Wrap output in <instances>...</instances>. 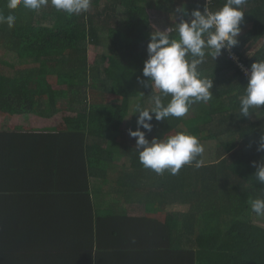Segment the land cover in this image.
I'll return each mask as SVG.
<instances>
[{
	"label": "trees",
	"instance_id": "trees-1",
	"mask_svg": "<svg viewBox=\"0 0 264 264\" xmlns=\"http://www.w3.org/2000/svg\"><path fill=\"white\" fill-rule=\"evenodd\" d=\"M226 2L209 0L208 8ZM205 3L92 0L88 13L68 16L50 3L13 11L0 0V12L16 16L13 28L0 24V47L22 61L12 76L0 72V175L13 174L17 184L3 194L11 189L0 182V264H264V225L249 204L264 198L252 166L264 157L255 150L264 107L243 117L239 102L245 72L264 60V0L243 8L238 45L200 65L213 99L184 117L153 120L147 134L214 142V162L158 175L143 167L128 135L137 128L135 105L148 107L159 94L138 83L150 34L175 26L177 8L190 14ZM1 64L9 65L0 56ZM45 150L54 155L43 162ZM93 180L102 181L99 197L105 182L113 184L97 207Z\"/></svg>",
	"mask_w": 264,
	"mask_h": 264
},
{
	"label": "clouds",
	"instance_id": "clouds-1",
	"mask_svg": "<svg viewBox=\"0 0 264 264\" xmlns=\"http://www.w3.org/2000/svg\"><path fill=\"white\" fill-rule=\"evenodd\" d=\"M49 3L68 16L88 13L92 7V0H7V8L38 11ZM208 3L206 0L203 11L197 8L190 14L183 7L177 8L179 22L175 26L150 34L148 58L142 72L146 79L138 78V83L150 88L151 93L158 91L159 94L151 95L148 107L135 105L137 128L135 131L129 129L128 135L136 140L140 163L158 175L165 171L177 175L185 165L200 168L204 164L205 149L197 137L180 132L149 140L147 134L154 129L153 120L161 122L170 117H184L194 104H207L213 99V80L204 77L199 67L207 55L217 60L238 45L245 16L243 8L248 0H227L214 12L209 10ZM15 22V15L5 16L0 12V24L13 28ZM173 32L178 34V39L173 38ZM245 74L248 84L239 98L240 113L249 117L254 110L264 107V60L253 63L250 72ZM168 97L170 100L165 103ZM248 147L251 149L253 145ZM255 150L264 153V135L255 142ZM252 166L256 168L253 175L256 181L264 185V157L259 163L253 161ZM249 204L254 214L264 217V198L252 199Z\"/></svg>",
	"mask_w": 264,
	"mask_h": 264
},
{
	"label": "rangeland",
	"instance_id": "rangeland-1",
	"mask_svg": "<svg viewBox=\"0 0 264 264\" xmlns=\"http://www.w3.org/2000/svg\"><path fill=\"white\" fill-rule=\"evenodd\" d=\"M91 51L95 52V53H100L99 50L91 47L90 49ZM0 56L2 57V59L7 62L9 65H0V72L8 75V76H12L15 72V68H19L21 67L20 65L22 64V61L12 52L10 51H5L0 47ZM26 66H30L31 67V63L27 64ZM69 105V104H68ZM66 114V116H71L73 115V112H66L64 113ZM198 114V111H192L190 113L191 117H195ZM44 129L48 128V125H43ZM126 142V141H125ZM204 146V154H203V160L204 163H210V162H214L215 161V152H216V144L214 142L210 143V142H205L203 143ZM112 182H105V188L108 189V194L113 190L112 188ZM103 187L102 181H99V185L98 188L101 190V188ZM99 190V192H100ZM133 207V206H132ZM134 207H136V209L134 211H136V214H141L143 212V208L142 206H137L134 205ZM138 207V208H137ZM178 208V207H177ZM254 221L256 222V224L258 225H264V217L258 216V217H253Z\"/></svg>",
	"mask_w": 264,
	"mask_h": 264
},
{
	"label": "crops",
	"instance_id": "crops-1",
	"mask_svg": "<svg viewBox=\"0 0 264 264\" xmlns=\"http://www.w3.org/2000/svg\"><path fill=\"white\" fill-rule=\"evenodd\" d=\"M39 127L43 128V125L42 126L41 125L38 126V128ZM10 138H11V144H10L9 152H10V156H12V154L14 152V149H15L14 147H16V141L15 140H16L17 136H16V134H11ZM45 151L48 152L49 154H48L47 157L45 156L44 158H41V160L43 162H45L46 160H50L52 158V154L54 155V151L53 150H45ZM50 153H52V154H50ZM38 159H40V158H38ZM0 182H2L4 189H8V188L11 189V192H3V194L4 193L7 194V193H15L16 192L17 184L15 182L13 174L9 175L7 172L4 171L3 174L0 175ZM98 185H99V180L98 181L97 180H93L91 189H92L93 193L98 194V195H96V199H95L96 207L98 205L100 206L104 199L105 200L108 199L107 197H105V196H107L105 194L108 193V189H105L103 191L104 192L103 196L99 197V194H100L99 190L100 189L98 188ZM101 190H102V188H101ZM12 191H15V192H12ZM101 197H102V200H101ZM116 198H117V196L115 197V199ZM132 209H133L132 207H129V214L130 215H133L132 214ZM134 209H136V208H134Z\"/></svg>",
	"mask_w": 264,
	"mask_h": 264
},
{
	"label": "built area",
	"instance_id": "built-area-1",
	"mask_svg": "<svg viewBox=\"0 0 264 264\" xmlns=\"http://www.w3.org/2000/svg\"><path fill=\"white\" fill-rule=\"evenodd\" d=\"M230 59H232V60L235 61L236 63H239V65H240L239 59H237V58L234 57L233 55L230 56Z\"/></svg>",
	"mask_w": 264,
	"mask_h": 264
}]
</instances>
